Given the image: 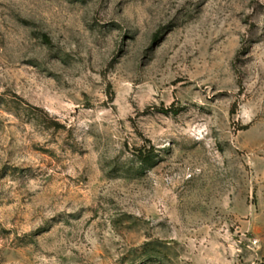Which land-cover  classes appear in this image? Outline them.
Masks as SVG:
<instances>
[{"label": "rangeland", "instance_id": "rangeland-1", "mask_svg": "<svg viewBox=\"0 0 264 264\" xmlns=\"http://www.w3.org/2000/svg\"><path fill=\"white\" fill-rule=\"evenodd\" d=\"M0 264H264V0H0Z\"/></svg>", "mask_w": 264, "mask_h": 264}]
</instances>
